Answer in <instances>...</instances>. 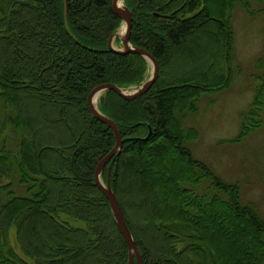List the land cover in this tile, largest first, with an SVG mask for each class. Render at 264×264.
Segmentation results:
<instances>
[{
    "label": "trees",
    "instance_id": "obj_1",
    "mask_svg": "<svg viewBox=\"0 0 264 264\" xmlns=\"http://www.w3.org/2000/svg\"><path fill=\"white\" fill-rule=\"evenodd\" d=\"M123 3L130 44L150 53L159 72L134 101L113 91L99 98L124 141L101 178L110 166L142 264H264V217L239 185L193 157L188 144L198 132L184 124L203 94L230 84L234 9L255 11L249 0ZM120 24L112 0H0V264H128L94 181L114 135L87 103L94 88L137 87L148 71L138 55L108 52ZM257 62L264 68V58ZM256 79L229 143L264 124V75Z\"/></svg>",
    "mask_w": 264,
    "mask_h": 264
},
{
    "label": "rangeland",
    "instance_id": "obj_2",
    "mask_svg": "<svg viewBox=\"0 0 264 264\" xmlns=\"http://www.w3.org/2000/svg\"><path fill=\"white\" fill-rule=\"evenodd\" d=\"M249 2L254 15L240 5L232 14L236 65L230 84L222 91L203 94L196 102L198 113L188 114L184 124L198 132V138L188 144L193 157L207 164L223 182L239 185L243 201L252 202L264 217V124L241 142L229 143L239 132L240 113L248 109L261 84L256 77L264 75V68L257 67L258 59L264 58V0ZM120 42H114L115 49H121ZM151 72L149 65L143 82ZM206 185L204 181L202 188Z\"/></svg>",
    "mask_w": 264,
    "mask_h": 264
},
{
    "label": "water",
    "instance_id": "obj_3",
    "mask_svg": "<svg viewBox=\"0 0 264 264\" xmlns=\"http://www.w3.org/2000/svg\"><path fill=\"white\" fill-rule=\"evenodd\" d=\"M112 11L114 15L121 21L120 27L123 26L124 30L122 35L116 32L109 38L107 42L108 52L115 55H128V54L138 55L146 60L148 66L149 65L151 66L152 72L150 77L146 81L142 82L141 85L135 91L127 92L125 90L120 89L116 85L108 83L94 88L88 95L87 103L90 113L96 120H98L99 122L103 123L108 128H110V130L113 132L115 139V145L113 149L97 163L94 170V181L97 188L101 191L103 196L108 201L115 226L127 246L129 252L128 264H133L134 258L137 264H142L134 238L125 224L121 208L110 187V182H109L110 166L108 167L106 183H104L101 178L105 166L111 161V159L114 156L119 154L124 141L121 140L118 134L116 124L108 117L102 115L98 111V108L94 102L96 98L101 97L107 91H113L119 98L128 102L140 98L141 96L145 95L151 89L153 84L156 82L158 78L159 66L156 59L150 53H148L147 51L141 48L133 47L130 44L132 15L130 10L124 5L123 0H112ZM117 39L121 40L120 42L121 49L114 48V42ZM149 133H150V128H149Z\"/></svg>",
    "mask_w": 264,
    "mask_h": 264
},
{
    "label": "bare ground",
    "instance_id": "obj_4",
    "mask_svg": "<svg viewBox=\"0 0 264 264\" xmlns=\"http://www.w3.org/2000/svg\"><path fill=\"white\" fill-rule=\"evenodd\" d=\"M123 30H124V28H123V26H121V27L118 29L117 32H118L120 35H122V34H123ZM99 98H100V97L96 98V100H95V102H94L96 106H97V104H98L97 102H98Z\"/></svg>",
    "mask_w": 264,
    "mask_h": 264
}]
</instances>
